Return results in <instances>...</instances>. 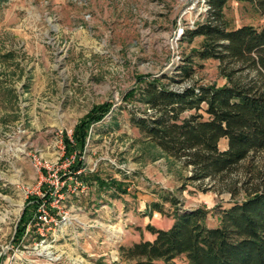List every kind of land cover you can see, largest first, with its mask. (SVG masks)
<instances>
[{
	"label": "rangeland",
	"instance_id": "1",
	"mask_svg": "<svg viewBox=\"0 0 264 264\" xmlns=\"http://www.w3.org/2000/svg\"><path fill=\"white\" fill-rule=\"evenodd\" d=\"M200 9L180 0H0V264H133L122 247L152 239L149 225H172L169 195L180 210H208L206 224L216 226L212 209L229 207L230 193L213 181L187 182L189 169L130 125L133 105L123 100L137 76H172L198 47L201 38L188 44L175 33ZM224 13L234 28L264 27V16L247 3L229 1ZM197 63L193 78L172 88L226 83L218 61ZM102 104L109 111L89 127L82 154L64 157L63 135L72 141L79 121ZM74 160L125 194L112 198V191L81 183L70 170ZM258 172L264 175V152L251 154L229 178L249 187ZM175 264H186L185 257Z\"/></svg>",
	"mask_w": 264,
	"mask_h": 264
},
{
	"label": "trees",
	"instance_id": "2",
	"mask_svg": "<svg viewBox=\"0 0 264 264\" xmlns=\"http://www.w3.org/2000/svg\"><path fill=\"white\" fill-rule=\"evenodd\" d=\"M229 1L247 3L264 16V0H207L203 23L180 38L188 44L201 38L198 47L180 58L172 76H137L136 87L123 100L133 105L127 110L130 125L168 158L189 169L187 182L213 181L227 189L232 202L227 208L212 209L217 224L209 227L208 210H180L175 197L164 196L175 208L172 225L167 229L149 225L152 240L122 247L123 258L133 264H175L180 256L186 264H264V175H253L255 184L249 187L229 178L251 154L264 152V27H232L224 13ZM207 60L219 62L224 85L193 82L172 88L191 80L201 66L197 61ZM109 108V104L94 107L73 129L72 141L63 135L64 157L79 158L89 127ZM222 140L226 141L223 150L219 147ZM70 170L81 183L95 184L100 192L112 191V198L125 194L115 180L85 172L82 161L74 160ZM240 193L243 197L235 199ZM31 208V204L26 206L15 241L22 236ZM151 208L163 212L160 203H152Z\"/></svg>",
	"mask_w": 264,
	"mask_h": 264
},
{
	"label": "built area",
	"instance_id": "3",
	"mask_svg": "<svg viewBox=\"0 0 264 264\" xmlns=\"http://www.w3.org/2000/svg\"><path fill=\"white\" fill-rule=\"evenodd\" d=\"M180 1L183 3L184 8L186 9L193 10L196 6L201 7V9H200V13L196 15L195 20L190 21L189 23L185 24L184 27L182 26L179 27V24L177 25L178 28L175 33L176 37H180L181 35L185 33V31L194 30L198 25L202 24L206 17L207 10L209 8L207 6V0H180ZM33 160L35 162V166H38V167L42 166L41 162L38 161L35 157L33 158ZM42 167H45V166H42Z\"/></svg>",
	"mask_w": 264,
	"mask_h": 264
},
{
	"label": "crops",
	"instance_id": "4",
	"mask_svg": "<svg viewBox=\"0 0 264 264\" xmlns=\"http://www.w3.org/2000/svg\"><path fill=\"white\" fill-rule=\"evenodd\" d=\"M153 239V238H152ZM152 239H148L149 241L152 240Z\"/></svg>",
	"mask_w": 264,
	"mask_h": 264
}]
</instances>
